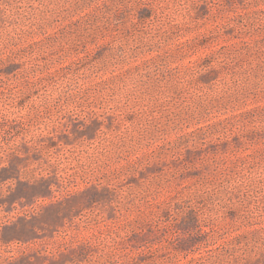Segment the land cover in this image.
Returning a JSON list of instances; mask_svg holds the SVG:
<instances>
[{
    "label": "rangeland",
    "instance_id": "1",
    "mask_svg": "<svg viewBox=\"0 0 264 264\" xmlns=\"http://www.w3.org/2000/svg\"><path fill=\"white\" fill-rule=\"evenodd\" d=\"M0 264H264V0H0Z\"/></svg>",
    "mask_w": 264,
    "mask_h": 264
}]
</instances>
